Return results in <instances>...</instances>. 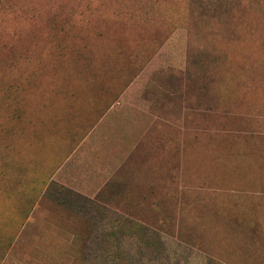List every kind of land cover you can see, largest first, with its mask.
<instances>
[{"label":"rangeland","instance_id":"obj_1","mask_svg":"<svg viewBox=\"0 0 264 264\" xmlns=\"http://www.w3.org/2000/svg\"><path fill=\"white\" fill-rule=\"evenodd\" d=\"M0 264H264V0H0Z\"/></svg>","mask_w":264,"mask_h":264}]
</instances>
